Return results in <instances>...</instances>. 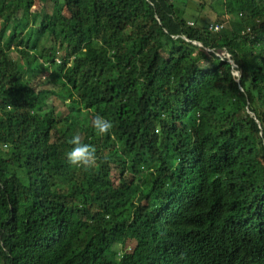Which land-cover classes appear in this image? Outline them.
I'll use <instances>...</instances> for the list:
<instances>
[{"label":"trees","instance_id":"trees-1","mask_svg":"<svg viewBox=\"0 0 264 264\" xmlns=\"http://www.w3.org/2000/svg\"><path fill=\"white\" fill-rule=\"evenodd\" d=\"M180 1L0 0V264H264V0Z\"/></svg>","mask_w":264,"mask_h":264},{"label":"clouds","instance_id":"clouds-1","mask_svg":"<svg viewBox=\"0 0 264 264\" xmlns=\"http://www.w3.org/2000/svg\"><path fill=\"white\" fill-rule=\"evenodd\" d=\"M230 75L233 77V79L239 80L243 77L244 74L239 65L233 64L230 66ZM90 125L100 135L108 134L112 130V144L117 149L119 147V150L122 149L120 145L121 141H124L126 145H131V143L127 139L119 137L115 129H112L114 127L112 121L105 119L99 114H94L91 117ZM69 143L72 145V147L66 153V161L70 165L82 167L85 170L90 169L95 165L97 160L95 146L88 143H84L82 141V137L79 134H74L70 139ZM230 193L231 190L229 191L228 196L230 195Z\"/></svg>","mask_w":264,"mask_h":264},{"label":"rangeland","instance_id":"rangeland-1","mask_svg":"<svg viewBox=\"0 0 264 264\" xmlns=\"http://www.w3.org/2000/svg\"><path fill=\"white\" fill-rule=\"evenodd\" d=\"M202 1H203V4H199V2L195 0L180 1L179 6L183 7L182 9L184 10V15H183L184 18L196 21L200 25H207L208 23H212L213 21H215L217 16L223 13L224 0H202ZM224 26L225 28L226 27L230 28L231 24L227 23V24H224ZM50 71H52L51 72L52 76L58 77L57 70H55L52 67ZM44 77L48 79L49 74H45ZM69 93H70V90L66 85L63 86V88L60 91H58V95L61 97H66ZM50 104H51L50 100L47 101L46 105L42 107L41 111L46 110ZM131 248H132V240H126L125 243L122 245V247H120V251H122L123 253H130Z\"/></svg>","mask_w":264,"mask_h":264},{"label":"built area","instance_id":"built-area-1","mask_svg":"<svg viewBox=\"0 0 264 264\" xmlns=\"http://www.w3.org/2000/svg\"><path fill=\"white\" fill-rule=\"evenodd\" d=\"M210 29H213L215 31L219 30L221 28V25L219 24H216L214 26H210L209 27ZM220 52V53H219ZM215 54L220 57V58H225L227 61H229L232 65L234 64V61L232 60V56L230 55V53H228L226 50L224 49H217L215 51ZM235 65V64H234Z\"/></svg>","mask_w":264,"mask_h":264},{"label":"water","instance_id":"water-1","mask_svg":"<svg viewBox=\"0 0 264 264\" xmlns=\"http://www.w3.org/2000/svg\"><path fill=\"white\" fill-rule=\"evenodd\" d=\"M194 44H196V45H198V46H202V45H201L200 43H198V42H194ZM236 81L239 83L240 79H239V80H236ZM246 109L248 110V112H250L249 109H248V101L246 102ZM250 114H251V116H252L253 118H255L254 113L250 112Z\"/></svg>","mask_w":264,"mask_h":264}]
</instances>
